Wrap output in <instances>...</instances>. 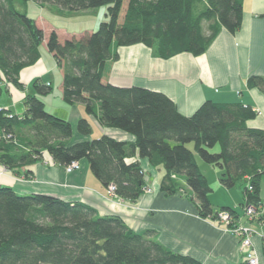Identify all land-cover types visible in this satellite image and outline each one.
I'll use <instances>...</instances> for the list:
<instances>
[{"label":"trees","instance_id":"trees-1","mask_svg":"<svg viewBox=\"0 0 264 264\" xmlns=\"http://www.w3.org/2000/svg\"><path fill=\"white\" fill-rule=\"evenodd\" d=\"M18 1L22 3L0 0V82L23 89L20 72L37 63L46 41L63 69L65 101L84 104L93 115L97 103L99 123L133 135L135 142L102 135L69 144L72 124L47 111L43 98L52 87L36 79L31 84L33 92L25 96L23 116L0 107L2 166L13 173L25 168L28 176L43 152L64 167L86 160L105 187L115 184L120 198L136 201L147 184L141 163L146 160L152 168H165V190L173 191V185L183 179L194 191L203 217L217 219L219 211L234 212L229 207L214 211L211 188L195 159L198 154L220 170L225 187H242L243 201L245 196L251 204L261 200L264 130L247 126L256 116L250 107L206 101L193 115L185 116L163 93L104 80L109 63L119 58L120 47L143 43L164 59L183 52L205 53L222 27L231 34L241 29L242 0H33L70 12L107 7L109 19L97 30L64 42L55 31L47 36L37 26L27 12L32 0ZM247 85L264 90V76H250ZM77 128L83 136L92 133L87 118H81ZM190 143L194 151L188 148ZM216 146L219 151L211 152ZM154 235L153 231L137 233L119 216H100L82 202L45 194L20 195L0 185V264H202L174 253L153 240Z\"/></svg>","mask_w":264,"mask_h":264},{"label":"crops","instance_id":"crops-1","mask_svg":"<svg viewBox=\"0 0 264 264\" xmlns=\"http://www.w3.org/2000/svg\"><path fill=\"white\" fill-rule=\"evenodd\" d=\"M33 3L41 7L43 12H59L50 11L37 1ZM242 3L244 13L241 29L236 34H231L222 27L205 53L195 56L183 52L164 59L155 56L153 49L143 43L120 47L117 50L119 58L109 63L105 82L119 87L137 86L163 93L185 116L193 115L206 101L240 103L256 113L254 118L247 121V126L264 130V90L249 88L247 85L250 76H264V0H242ZM28 6L29 4L27 12ZM28 14L30 15L29 12ZM107 14L108 10L104 11L102 21L107 18ZM34 18L37 22L45 17ZM208 27L209 22L205 23L207 34ZM41 28L46 33L48 29L55 31L61 42V36L67 40L81 34L75 30L60 28L47 19L44 28ZM40 53L41 58L37 63L20 72L19 82L23 89L11 82L3 84L0 107L23 116L26 110L25 96L33 92L31 84L36 79H42L52 87L50 95L43 98L47 111L72 124L73 137L69 144L102 135L123 142H135L133 135L99 123L97 116L100 114V107L97 103L94 104L96 115H93L87 113L84 104L65 101L63 69L49 52L46 41L42 43ZM52 103L62 108L53 109L55 106ZM81 118H87L91 124L92 133L88 137L78 131V121ZM195 159L211 188L209 200L214 211L229 207L237 217L242 216V187H225L220 181V170L217 167L203 161L198 154H195ZM141 163L148 174L146 185L153 191L143 192L136 201L111 195L109 188L93 174L88 161H81L79 170L67 173L64 166L56 164L45 153L31 167L30 175H26L25 168L16 173L10 171L0 174V185L11 187L20 195L45 194L66 202H82L96 209L100 216H119L133 231H153V240L174 253L191 257L202 264H247L246 253L250 249L241 250L240 238L226 231L225 224L211 216L201 215L195 193L183 179L178 186L172 184L173 191H167L162 187L166 178L165 168H152L146 160ZM263 198L264 174L260 183V199ZM242 221L245 222L244 219ZM252 226L258 232L253 237V247L258 253L260 264H264V222H252Z\"/></svg>","mask_w":264,"mask_h":264},{"label":"built area","instance_id":"built-area-1","mask_svg":"<svg viewBox=\"0 0 264 264\" xmlns=\"http://www.w3.org/2000/svg\"><path fill=\"white\" fill-rule=\"evenodd\" d=\"M5 82H0V89ZM6 109V108H5ZM12 117V114H9ZM9 138L11 137L8 136ZM48 154L47 152H43ZM2 175L8 172L5 166L0 164ZM81 168V162L75 161L68 166H65L66 172L71 173L75 170ZM174 177V176H173ZM145 180L148 182V174L146 172ZM247 187L248 191L252 192L253 185L251 183V178L247 177ZM109 192L115 197H119L116 193L117 187L115 184H110ZM153 190L151 187L145 186L144 192L151 193ZM120 198V197H119ZM243 209L242 216H236L229 210L219 211L217 214V219L219 222L225 224L226 231L238 236L240 238V249L249 248L250 250L246 253L248 264H260L259 256L255 248L253 247V237L258 234L257 230L252 226V222H264V198L261 199L257 204H251L247 201V196L244 197L243 204L241 205ZM245 220L243 222L242 220ZM264 243V241H263Z\"/></svg>","mask_w":264,"mask_h":264},{"label":"rangeland","instance_id":"rangeland-1","mask_svg":"<svg viewBox=\"0 0 264 264\" xmlns=\"http://www.w3.org/2000/svg\"><path fill=\"white\" fill-rule=\"evenodd\" d=\"M21 3H22L21 1L17 0V4L20 5ZM28 4L30 6V7L28 6V8H29L28 12L30 13V15H32L34 17L43 16L47 20H50L52 23L59 25L60 28H65V29H69V30H75L76 32H80L81 34L79 35V37H76L77 39H79L80 36L83 35L85 33V31L88 29L93 30L96 28V30H97V28L101 24V22L108 21V19H109L108 14H107V18L103 21L101 20L104 17V11L107 12V10H108L107 7H99V8L92 9L91 11L71 12L69 14V13H67L68 11H66V10L61 11L60 8L54 7V5H51V4H43L41 6L46 7L50 11L51 10L52 11L57 10L60 13L59 12L54 13V12H49V11L43 12V11H41L43 9H41V7H37L33 3V1H29L27 3V5ZM20 7H22L23 9L25 8L24 6H20ZM124 9H126V2L124 4L122 12H121V16H120L121 21L123 19ZM45 18H40L36 22L37 26L39 25L40 28L41 27L44 28V23L46 22ZM43 31L47 36L52 32V30L50 31V29H48L47 33L45 32V30H43ZM61 38L63 39L62 42H64L66 40L63 36H61ZM71 39H72V37H71ZM54 89L56 90L55 87H54ZM52 104L55 106L53 109H61L62 108L61 106H58V104H55V103H52ZM48 108L52 109L51 106H49ZM187 146L189 149L194 151V144L193 143L187 144ZM218 151H219L218 146L211 149V152H213V153H216ZM146 167L148 170V166H146ZM8 172H10V171L8 170ZM217 196H218V193H217ZM241 210H242V207H241ZM242 215H243V213H242Z\"/></svg>","mask_w":264,"mask_h":264},{"label":"clouds","instance_id":"clouds-1","mask_svg":"<svg viewBox=\"0 0 264 264\" xmlns=\"http://www.w3.org/2000/svg\"><path fill=\"white\" fill-rule=\"evenodd\" d=\"M48 85H50V84H48ZM48 153V152H47ZM49 154V153H48Z\"/></svg>","mask_w":264,"mask_h":264}]
</instances>
